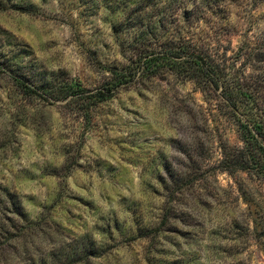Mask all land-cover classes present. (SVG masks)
<instances>
[{
  "label": "rangeland",
  "instance_id": "1",
  "mask_svg": "<svg viewBox=\"0 0 264 264\" xmlns=\"http://www.w3.org/2000/svg\"><path fill=\"white\" fill-rule=\"evenodd\" d=\"M180 29L232 55L264 38V0H0L1 264H264V189L217 170L182 114L194 83L93 100Z\"/></svg>",
  "mask_w": 264,
  "mask_h": 264
},
{
  "label": "trees",
  "instance_id": "2",
  "mask_svg": "<svg viewBox=\"0 0 264 264\" xmlns=\"http://www.w3.org/2000/svg\"><path fill=\"white\" fill-rule=\"evenodd\" d=\"M139 44L125 67L109 71L93 100L110 99L134 82L168 72L194 83L203 106L182 114L195 122L197 135L213 137L209 146L218 153L217 170L230 176L245 173L264 189V38L243 41L232 55L187 29L161 42ZM38 96L61 99L51 90Z\"/></svg>",
  "mask_w": 264,
  "mask_h": 264
}]
</instances>
